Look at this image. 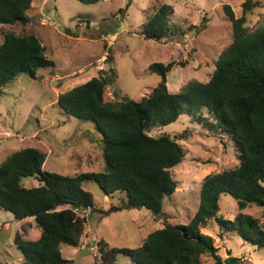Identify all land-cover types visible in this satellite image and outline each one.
Returning <instances> with one entry per match:
<instances>
[{
    "label": "trees",
    "instance_id": "trees-1",
    "mask_svg": "<svg viewBox=\"0 0 264 264\" xmlns=\"http://www.w3.org/2000/svg\"><path fill=\"white\" fill-rule=\"evenodd\" d=\"M78 1L93 4L102 0ZM130 2L118 12L123 14ZM31 3L0 0V23L27 24ZM256 5V1L244 0L239 16L230 4L222 5L232 40L218 55L205 82L192 79L171 92L166 73L172 64L154 62L149 68L158 71L161 80L139 101L106 97L105 88L116 78L113 67L111 77L99 69L98 75L57 95V104L67 114L92 121L100 132L104 171L72 176L47 172L42 168L44 153L35 147L20 148L0 163V208L17 219L31 218L34 224L31 237L16 241L23 264H68L61 245L79 244L86 221L83 212L93 208L91 193L82 187L84 181H95L106 195H124L108 211L137 207L158 216L164 197L176 189L171 170L182 161L183 148L178 138L150 135L148 130L175 121L183 112L195 114L202 109L234 141L239 163L203 177L198 205L186 224L165 223L133 248L105 249L100 240L102 261L113 264L115 253H123L137 264H202L205 255L211 264H238L240 257L231 255L229 249L222 258L214 238L201 231L210 219L221 227L219 233L237 234L257 248L264 247V224L243 212L252 205L264 207V22L251 28L248 20V12ZM171 12L170 5H158L145 22L144 36L169 37ZM111 59L107 53L104 61ZM53 65L35 34L6 31L0 43V92L19 73L34 78L37 69ZM26 176H35L40 184L23 186L21 179ZM223 193L236 200L238 212L233 220L217 214Z\"/></svg>",
    "mask_w": 264,
    "mask_h": 264
},
{
    "label": "rangeland",
    "instance_id": "rangeland-1",
    "mask_svg": "<svg viewBox=\"0 0 264 264\" xmlns=\"http://www.w3.org/2000/svg\"><path fill=\"white\" fill-rule=\"evenodd\" d=\"M126 1L88 4L78 0H32L27 24L0 23V43L9 30L33 33L54 63L37 69L34 78L23 72L2 86L0 141L10 137L17 147H3L0 163L20 148L35 147L44 153L42 168L47 172L72 176L104 171L100 132L92 121L67 114L57 104V95L98 75L99 69L111 77L113 67L116 78L105 88L106 97L115 101L127 96L139 101L161 80L159 72L149 68L154 62L172 64L166 73L171 92H177L192 79L207 81L218 55L232 40L231 24L222 5L230 4L239 16L244 0H131L120 14L118 9L125 7ZM253 1L257 5L248 12L251 28L264 22V0ZM161 3L172 8V34L160 40L148 39L144 36L145 22ZM107 53L112 56L109 62L104 61ZM216 123L218 120L202 109L195 114L183 112L171 123L149 128L150 135L178 138L183 148L182 161L171 170L176 189L164 197L158 216L137 207L108 211L124 195H106L95 181H84L82 187L91 193L93 208L83 212L86 221L79 244L61 245L68 264H108L102 261L100 240L105 242V249L133 248L165 223L186 224L198 205L203 177L239 163L234 141ZM21 183L25 187L40 184L35 176L23 177ZM219 204L217 214L233 220L238 212L236 200L223 193ZM243 212L258 217L264 224V207L252 205ZM33 225L31 218L17 219L0 208V264H23L16 241L31 237ZM220 230L213 219L201 228L214 238L222 258L230 249L231 255L240 257L238 264H264V247L257 248L237 234H221ZM211 262L208 255L202 257V264ZM113 264L137 263L126 254L115 253Z\"/></svg>",
    "mask_w": 264,
    "mask_h": 264
},
{
    "label": "crops",
    "instance_id": "crops-1",
    "mask_svg": "<svg viewBox=\"0 0 264 264\" xmlns=\"http://www.w3.org/2000/svg\"><path fill=\"white\" fill-rule=\"evenodd\" d=\"M57 99V98H56ZM3 138V137H2ZM7 146H10V147H13L15 149V147H17L16 145H14L13 141L10 140V137L8 138H3L1 141H0V152H1V149H3V147H7Z\"/></svg>",
    "mask_w": 264,
    "mask_h": 264
},
{
    "label": "built area",
    "instance_id": "built-area-1",
    "mask_svg": "<svg viewBox=\"0 0 264 264\" xmlns=\"http://www.w3.org/2000/svg\"><path fill=\"white\" fill-rule=\"evenodd\" d=\"M17 139H18L19 141H22V140H23V138L20 137V136H19V137L17 136Z\"/></svg>",
    "mask_w": 264,
    "mask_h": 264
}]
</instances>
